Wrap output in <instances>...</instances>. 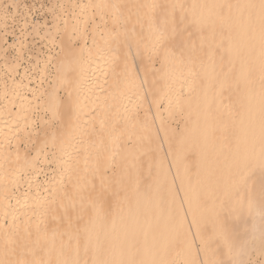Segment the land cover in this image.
I'll return each mask as SVG.
<instances>
[{
	"label": "bare ground",
	"instance_id": "1",
	"mask_svg": "<svg viewBox=\"0 0 264 264\" xmlns=\"http://www.w3.org/2000/svg\"><path fill=\"white\" fill-rule=\"evenodd\" d=\"M69 6L45 99L15 112L0 85V264H245L264 240V0Z\"/></svg>",
	"mask_w": 264,
	"mask_h": 264
},
{
	"label": "rangeland",
	"instance_id": "2",
	"mask_svg": "<svg viewBox=\"0 0 264 264\" xmlns=\"http://www.w3.org/2000/svg\"><path fill=\"white\" fill-rule=\"evenodd\" d=\"M88 1L91 0H75L78 4ZM69 9L73 10L69 6V0H0V85L2 83L7 85L9 94L6 95V99L9 100L8 104L12 105L15 112L28 100L34 104L45 99L38 93L39 89L50 83L54 76L53 65L47 63L48 56L55 55L53 47L55 49L57 47L52 41L51 35L55 31L56 24L59 21L62 23L66 14L70 18L73 17ZM62 10L65 15H62ZM74 12H78V10ZM19 41L22 43V47L19 45ZM87 41L89 42V40ZM20 54L21 56H19ZM16 61L19 62V66L16 73H12L8 67H11V63L16 64ZM61 96H64L63 93ZM33 112L36 128L40 129V116H48L49 111L37 106ZM20 146L24 150H28L24 141L20 142ZM29 153L34 155L33 151H29ZM51 158L52 156L46 153L39 157L42 169L39 176L40 187L58 169ZM21 180L23 184L13 192L21 193L28 190L27 186L30 183L26 182V176L24 175ZM262 242L260 243L258 238L250 240L252 252L245 264H264V240Z\"/></svg>",
	"mask_w": 264,
	"mask_h": 264
}]
</instances>
